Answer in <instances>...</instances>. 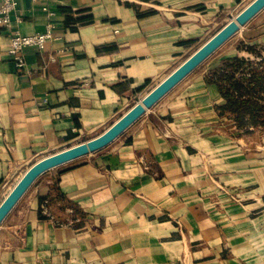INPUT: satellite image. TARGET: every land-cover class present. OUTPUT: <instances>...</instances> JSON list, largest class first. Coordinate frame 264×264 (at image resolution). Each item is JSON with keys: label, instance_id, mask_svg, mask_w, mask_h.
<instances>
[{"label": "crops", "instance_id": "obj_1", "mask_svg": "<svg viewBox=\"0 0 264 264\" xmlns=\"http://www.w3.org/2000/svg\"><path fill=\"white\" fill-rule=\"evenodd\" d=\"M245 2L51 0L50 16L17 0L0 28V204L33 164L105 132ZM50 23L53 39L25 49L19 69L13 33ZM243 42L264 48V15ZM232 54L219 62L255 59ZM217 66L109 146L40 176L0 226V264H264V133L218 115L205 80Z\"/></svg>", "mask_w": 264, "mask_h": 264}, {"label": "water", "instance_id": "obj_2", "mask_svg": "<svg viewBox=\"0 0 264 264\" xmlns=\"http://www.w3.org/2000/svg\"><path fill=\"white\" fill-rule=\"evenodd\" d=\"M263 10L264 0H254L237 16H232L228 24L152 89L143 99H139L134 107L101 135L47 156L33 164L0 204V226L40 176L48 171L91 155L112 144Z\"/></svg>", "mask_w": 264, "mask_h": 264}, {"label": "trees", "instance_id": "obj_3", "mask_svg": "<svg viewBox=\"0 0 264 264\" xmlns=\"http://www.w3.org/2000/svg\"><path fill=\"white\" fill-rule=\"evenodd\" d=\"M237 50L255 59L225 58L205 80L217 87L224 101L216 107L220 117L230 119L243 135L264 133V48L242 42Z\"/></svg>", "mask_w": 264, "mask_h": 264}, {"label": "built area", "instance_id": "obj_4", "mask_svg": "<svg viewBox=\"0 0 264 264\" xmlns=\"http://www.w3.org/2000/svg\"><path fill=\"white\" fill-rule=\"evenodd\" d=\"M34 2H42L44 4L43 11L47 12L50 16L54 13L48 8V3L51 0H33ZM17 9V0H1L0 5V28L10 29L12 27L13 15ZM54 37L53 25H47L45 32L36 33L33 35H22L16 31L11 36V43L9 48V55L16 63L19 69L26 65L24 51L27 48H35L38 51H43L46 44Z\"/></svg>", "mask_w": 264, "mask_h": 264}, {"label": "rangeland", "instance_id": "obj_5", "mask_svg": "<svg viewBox=\"0 0 264 264\" xmlns=\"http://www.w3.org/2000/svg\"><path fill=\"white\" fill-rule=\"evenodd\" d=\"M254 0H246L244 5L242 6L241 9H239L236 13H234L233 16H237L242 10H244L251 2ZM246 6V7H245ZM264 15V10L255 18L254 21L250 22L247 24L243 29H241L233 38H231L226 44H224L216 53H214L208 60H206L202 65H200L193 73L200 74L204 70H207L211 67L217 66L219 60L222 57L227 56L230 53L235 54L237 51V48L240 46V44L243 42L244 35L247 33V30L255 25L257 21ZM224 26L223 25H218L217 27H212L211 30H209L206 35H203L201 40L195 43V45L188 49L184 57L179 61L180 65L187 60L192 54H194L201 46H203L208 40H210L217 32H219ZM232 54V55H233ZM220 63V62H219ZM180 65H176L175 68H178ZM174 68V69H175ZM172 69V71L174 70ZM194 74H190L189 76L192 77ZM188 76V77H189ZM187 79V78H186ZM182 83V82H181ZM180 83V84H181ZM179 84V85H180ZM179 85L177 87H179ZM177 87L174 88L168 95L165 96L164 99H168L171 95L175 94L177 92ZM147 93L141 95L139 99H143L146 96ZM137 104V103H136ZM135 106V105H134ZM133 106V107H134ZM256 136H251V140L255 139Z\"/></svg>", "mask_w": 264, "mask_h": 264}, {"label": "bare ground", "instance_id": "obj_6", "mask_svg": "<svg viewBox=\"0 0 264 264\" xmlns=\"http://www.w3.org/2000/svg\"><path fill=\"white\" fill-rule=\"evenodd\" d=\"M235 17V16H234Z\"/></svg>", "mask_w": 264, "mask_h": 264}]
</instances>
